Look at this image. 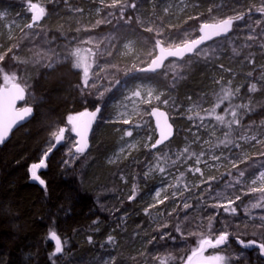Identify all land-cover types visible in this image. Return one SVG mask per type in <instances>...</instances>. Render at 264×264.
<instances>
[{"label":"trees","instance_id":"obj_1","mask_svg":"<svg viewBox=\"0 0 264 264\" xmlns=\"http://www.w3.org/2000/svg\"><path fill=\"white\" fill-rule=\"evenodd\" d=\"M169 1L134 0L137 8L126 9L125 17L131 16L132 19L125 23V20L119 19V8L108 6L112 2L110 0L105 1L98 17L90 19L87 14L97 4L96 0H31V3L38 2L46 9L40 25L35 29H27L24 25L9 36L5 33L4 19H13L15 12H19L20 15H27L30 23L29 0H0V12L3 14L0 19V54L13 47V52L5 56L0 67L5 72L17 73L18 82L25 86L27 99L19 107L31 106L35 111L33 118L0 147V264H53V261L55 264H101L112 257H115L116 264H158L153 257L189 255L198 246L199 239L189 233L205 230L209 216L215 217L212 221L213 235L220 230H227L231 235L226 245L209 248L208 254L232 257L231 264H264V257L259 255L258 249L254 246L245 249L237 243V237L245 242L262 239L259 229L245 227L248 218L244 215L245 209L259 199L260 193L245 195L239 190L240 186L225 187L232 179L227 173L235 174L227 159L233 150L231 145L225 148L223 145L216 147V144L218 139H223L227 129L214 119H205L212 121L217 129V135H210L205 124L197 127L200 120L195 116L196 111H201L198 106H213L222 87L239 88L240 92L235 94L232 103H248L252 110H240L242 124L235 129L234 135H255L264 139V48L260 46L264 39L247 40L250 26L255 27L257 19L262 21L261 27L264 28V17L256 11L264 0H182L183 14L175 22L169 21L170 12L165 13L162 6ZM220 5H223L222 8H219ZM249 7H252V13L235 22L234 30L227 39H218L202 47L214 48L213 54L192 55L182 61L171 59L157 74L138 72L133 67H145L153 58L148 53L153 49L154 34L143 31L142 25L161 26L168 40L179 43L197 37L200 23L214 22L238 12L247 13ZM109 20L111 23L107 22ZM256 31L259 32L260 28ZM33 32L40 35L32 36ZM89 38L102 41L89 79L90 84L96 82V88L82 87L83 73L73 68L70 56L75 47L93 48L95 51L93 45L81 43ZM131 40L136 44L133 56H121L122 45ZM16 45H19L18 50L14 47ZM50 48L54 50V55L47 52ZM109 52L111 55H108ZM37 53L52 55L53 66L46 67L47 60L33 63ZM14 54L28 63L14 61ZM249 59L254 63H249ZM177 64L183 67L174 69L173 65ZM100 67H104L105 71L99 72ZM174 71L177 73L175 77ZM249 72H252L251 77ZM142 78L158 85L164 92L163 97L154 104L145 105L146 113L139 114L129 124H151L154 127L151 109L159 106L170 112L176 135L156 152L149 147L127 160L109 164L107 157L116 145L114 132L117 126L127 125L107 123L113 112L111 104L135 80ZM117 79L120 80L118 85L115 84ZM253 82L257 83L258 91L250 93L248 88ZM107 87H111V91H105L100 97L98 90ZM163 100H168V103H162ZM223 106L227 107L228 101ZM96 107L101 108V113L91 137L92 145L80 155L74 150L76 136L70 131L72 125L68 123V117ZM220 111L217 109L218 113ZM201 115H204L202 111ZM189 116L193 119L189 120ZM59 128H65L66 135L63 142L55 144L52 133ZM154 136L157 138L156 132ZM205 140L207 146H204ZM238 142L242 151L236 150V153L247 157V162L239 167L247 170L245 179H248L264 169V156L260 155L264 152V143L257 144L251 140ZM54 144L45 161L46 166L38 169V175L45 180V189L31 179L29 169L32 164L39 163ZM185 147L197 154L207 152L209 155L203 159L208 161V165L215 164V167L205 163L198 165L203 177L187 171L196 164L195 157L185 160L181 156ZM212 153H223L221 161L210 160ZM165 154L168 158L165 166L167 176L175 179L174 185L179 180L181 188L187 183L192 191L184 192L177 198L169 197L157 207H146L143 198L155 188L156 179L145 175L144 170L153 157ZM178 156L180 160L173 164ZM159 176L157 173L154 177ZM209 177L215 179L201 184ZM196 184H201V187L195 188ZM134 186L139 188V194L129 200ZM217 192L241 196L234 205L238 208L236 215L208 206ZM186 198L192 207L184 210L182 202ZM251 212L257 217L264 214L262 209H252ZM165 224L168 227H163ZM177 224L185 235L175 231ZM226 225L231 227L226 228ZM50 230H55L66 242L64 252L56 257L50 256L55 247L48 239ZM161 232L170 235L161 240ZM109 236L114 238V243H108ZM153 237L156 239L153 240Z\"/></svg>","mask_w":264,"mask_h":264},{"label":"snow or ice","instance_id":"obj_2","mask_svg":"<svg viewBox=\"0 0 264 264\" xmlns=\"http://www.w3.org/2000/svg\"><path fill=\"white\" fill-rule=\"evenodd\" d=\"M111 8H119V19L125 20V23H129L132 19L131 16L125 17V11L128 8L136 9L137 4L136 2H130V3H123L122 0H112L111 4L108 5ZM29 11L31 12V22L27 23L24 27L27 29H35L40 25V21L44 18L46 15V9L41 7L40 5L36 3H31V0H29ZM165 13H167L168 9L165 8ZM211 12V9H209ZM253 11L252 7H249L247 9V13L245 12H238L235 15L227 16L224 18H220L218 20H215L214 22H202L199 25V35L197 37L191 38V39H184L180 41L179 43L173 42L171 40H168L164 36V30L161 26H143V31L148 33H153L155 42L153 45V49L151 52H149V56H153L150 63L146 67H136L133 65L136 71L138 72H151L156 73L158 69H161L165 67L164 61L168 59V57H174L177 61L184 60L185 56H191V55H211L215 52L214 48H201V45H204L206 41L213 40L214 38L224 37L228 38V33L232 31L233 24L236 21L243 20L245 18L246 14H251ZM256 11L260 13L262 17H264V3H262L258 8H256ZM109 15H114L113 13H109ZM196 17H190V19H194ZM108 23H111V21H107ZM137 22L140 23L139 19L137 18ZM97 23H100V21H97ZM262 21L257 19L255 21V27L250 26V32L247 35V40L254 41L258 39H264V28L261 27ZM260 28V31L257 32L256 29ZM23 32V29H21ZM25 36H28L29 33H24ZM32 36H39V32H33L31 33ZM109 42H111V38H109ZM83 44H91L94 46L95 51L93 48H85L81 49L79 47H75L72 52L70 53V56L72 57V66L73 68L79 69L83 73V80H82V87L83 88H96L97 84L95 81H93L91 84L89 83L90 79V69L92 68L93 63L95 62V57L97 56V53L100 50V43L102 41H95L92 38L86 39L81 41ZM262 48H264V43H261L260 45ZM19 49V45L14 46ZM126 49L131 50L132 48V42L126 43L124 45ZM246 47H251V45H246ZM235 52L236 50L233 49ZM13 52V47H9L7 51L3 54H0V63H2L5 59V56H7L8 53ZM48 53H51L54 55L53 49H48ZM155 53V55H153ZM52 55H40L39 53L36 54V58L33 59V63H40L41 60H47L49 61L47 64H45L46 67H52L53 63L55 61L52 59ZM102 55V53H101ZM108 55H111L109 52ZM12 59L14 61H17L19 63H28L27 60H21L18 56L15 54L13 55ZM249 63H254V60L249 59ZM110 68H115V65H108ZM183 65H173V68H182ZM223 68V65L220 66ZM105 71L104 67L99 68V72ZM229 71H231L229 69ZM97 73V75L99 74ZM166 74V73H162ZM177 73L174 71L173 75L175 77ZM127 75V73H125ZM248 75L251 77L252 72H249ZM0 79L3 81V85L0 86V144H3L8 135L11 133L13 127H15L18 123L25 120L28 116H30L33 112V108L30 106H25L21 108L16 107L17 101L23 100L25 97V86H22L18 82V76L17 73L12 72L8 73L5 72V70L0 67ZM264 79V77H262ZM217 83H220V81H217ZM229 84H231V80L228 81ZM115 84H120V80H116ZM105 91H111V87L104 88V90H98V95L100 97L104 96ZM258 91L257 83L253 82L250 84L248 88V92L255 93ZM240 89L236 88L235 90L231 89L230 87H222L221 92L217 94L216 101L210 108H202L201 111L204 113V115H201V111H196L195 116L200 120V125L197 127L204 125L205 119H214L218 125L222 126L223 128L227 129L223 133V139H218L216 147H219L220 145H223L225 148H228L229 145L232 146V155L229 156L228 162L231 165V169L235 170V174L232 172L227 173V175L231 176V181L225 185L226 188H236V186H240L241 191L244 192L245 195L249 193H260L259 199H257L255 202H252L250 204V208H246L244 215L248 218V223H245V227H253L256 229H259V234L261 236V241L257 240H249L245 242L243 239H240L237 237V243L241 245L243 248L247 249L250 247H255L259 250V255L261 257H264V214L260 216H254L252 215L251 210L252 209H262L264 210V171H260L258 174H253L250 179H245L246 176V169H240L239 165L241 163L247 162V157H241L236 153V150L242 151V145L238 141H255L257 144L264 143V139H258L255 135L252 136H245V135H234L235 129L239 128L242 124V113L241 109H244L246 111H251L250 104L248 103H239V104H233L232 101L235 99V94L239 93ZM162 94H157L153 96V92L149 90L145 95L142 94L140 88L138 87L136 90L132 91L131 96L127 97V99L133 100V103L136 102H142L145 104H149L152 102L153 99L156 101L161 100ZM225 101H228V106L224 107L222 112L218 113L217 109H220L221 106L225 103ZM164 104L168 103V100L161 101ZM100 112V107H96L95 111L93 112H83L80 113L78 116H69L68 117V123L72 125L70 131L74 132L79 139L74 144V150L75 153H78L80 155H83L85 150L88 147L87 142V133L88 130L91 127V123L95 120L97 114ZM151 115L154 117H157V128L160 131L159 139H157L154 143L147 145L152 149L157 148L160 144H163L167 139L170 138L172 135V125L167 122V118L165 116V113L160 112L159 109L153 108L151 111ZM81 117H88L87 121L81 120ZM160 117H165L164 124L161 126L160 124ZM228 117H231L230 119ZM189 120L193 119L192 116L188 117ZM123 124H129L131 123V120L129 118H123L121 121ZM235 126V127H234ZM251 128V126H249ZM65 128H59L57 131H54L52 133V136L55 140V144H59L62 140L65 139ZM127 136L131 137L133 135V132L131 130L126 131L125 133ZM215 132H213V135ZM151 139V138H149ZM55 144L49 147L48 151L44 154V158L40 160L39 163H34L31 165V168L29 169L31 173V179L33 181H37L41 186H44L46 189L45 180L38 175V169L43 168L46 166L45 161L47 159L48 153L52 151V148L55 147ZM123 152V149H121ZM183 153L186 154L184 156V159H192L195 157V164L196 167H189L187 171L192 172L193 174L199 173L201 177H203V171L198 166L201 163H205L208 165V161L204 160L203 158L205 156H208L209 154L207 152L201 151L199 154L195 152H191L188 147H185L183 150ZM261 156H264V152L260 153ZM223 156V153L215 154L212 153L209 158L212 161H221ZM181 157H177L176 160H173V164L177 162V160H180ZM159 160H166L167 156L161 155L158 157ZM114 162V161H110ZM65 163H68L65 161ZM209 167H215V164L208 165ZM155 170L159 173L163 174L165 173L166 169L165 167L161 166L159 163L155 165ZM147 175V173L145 174ZM215 179V177H209L208 180H202L201 184L209 183V181ZM201 184L194 185L195 188L199 189L201 187ZM169 187H172L174 191L172 192V197L177 198L179 196H183L184 192H191L192 188L189 187L187 183L183 185L181 188L180 181L178 180L175 185H169ZM156 200L155 202L150 205V207H157L159 204L165 203V201L168 199V196L165 195L161 198V192L157 191L155 193ZM200 198L202 199V193L200 194ZM135 199V191H133V194L129 196V200ZM241 199L240 195H235L234 197L225 192H217L215 196L213 197V202L209 204V207H213L216 209H223V211L229 215H236L238 213V208L234 205L237 201ZM192 207V204L188 202L187 198L182 202V208L184 210H187ZM146 209V214H147ZM219 214V213H217ZM169 215H172V213H169ZM187 217H185L186 219ZM215 219L214 216H209L208 220L209 223L205 230H197L196 232L189 233L190 235H196L199 237L198 239V246L193 248L191 250V253L187 255L186 257H175L172 254H167L163 257L161 256H155L153 257L154 260L158 262V264H175L176 261H179V264H231L232 257H228L223 254H216V255H209L205 256L204 253L207 249L213 248H221V246L226 245L228 243L229 237L231 233L227 230H220L218 234L213 235V224L212 221ZM259 221V223H256V221ZM163 227H168L167 224L163 225ZM227 227H231V225H226ZM237 228H239V225H236ZM175 231L177 233H180L182 236L185 235L180 227V224H177ZM256 234V233H254ZM170 233H164L161 232L159 239L163 240L167 236H169ZM174 238V237H173ZM48 239L54 242V251L50 254L51 257H56L59 254H62L64 252V243L61 237L57 234L55 230H50L48 234ZM156 237H153V240H155ZM89 242H91V238H89ZM152 241H149L151 243ZM108 243H114V238L112 236L108 237ZM143 255V253H141ZM237 260L239 259V256L235 257ZM133 259H136L133 257ZM53 264H55V261H53ZM106 264H116L115 257H112L109 261L106 262Z\"/></svg>","mask_w":264,"mask_h":264},{"label":"rangeland","instance_id":"obj_3","mask_svg":"<svg viewBox=\"0 0 264 264\" xmlns=\"http://www.w3.org/2000/svg\"><path fill=\"white\" fill-rule=\"evenodd\" d=\"M105 1L107 0H96L97 4H95L88 11L87 15H89V19L92 17L96 18L101 14L102 6L105 3ZM32 3H36L40 5L41 7H43L38 2H32ZM182 4H183L182 0H170L166 4L162 5L163 8H167L168 12H170L169 17H168L169 21L175 22L178 20V17L181 14H183ZM28 9H29V6H28ZM2 17H3V14L2 12H0V19H2ZM3 22L5 25V33L11 36L17 28L22 27L26 25L27 23H29V19L27 15H20L19 12H15V17L13 19L5 18ZM129 42H132L131 50L126 49L124 47V45ZM135 48H136V44L134 41L132 40L127 41L122 45V48L120 49V54L121 56H124V57L133 56ZM90 72H91V69H90ZM138 87L140 88L142 94L145 96L147 92L151 90L153 92V96L157 94H162L161 99L163 97V93H164L163 90L158 85L153 83L152 80L143 79V78L135 80L134 83L125 91L124 94H122L120 97H118L116 100L112 102L111 107L113 108V112L110 115V117L107 119V123L109 125L118 124V123L120 124L122 123L121 121L123 118H129L132 123L133 121L136 120L137 116L145 110V105H148V104H145L142 102L133 103V100L127 99V97L131 96L132 91L136 90ZM155 102L156 100L153 99L152 102L149 104H154ZM224 107L226 106H223L220 108L221 109L220 112H222ZM228 118L230 119L231 117H228ZM204 124H205L204 127L206 131H208L210 135H213V132H215L214 136L217 135L216 134L217 129L214 126V123L212 121L210 120L204 121ZM153 125H154V122H153ZM128 130H131L133 132V135L131 137L125 134L126 131ZM155 132H156L155 126L152 127L151 124L150 125L144 124L143 126L133 125V124H127L125 126H117V130L114 132V135L116 136V145L114 147V150L107 157V162L109 164H116V163H119L121 161L131 158L133 155L137 154L141 150L149 148V146L147 145L154 143L157 139L154 136ZM197 137L198 136H196V138ZM207 144L208 142L205 140L204 146H207ZM121 149H123V152L121 151ZM153 151L156 152L157 150H153ZM190 151H193V150H190ZM215 154H219V153H215ZM185 155L186 154L182 152L181 156H185ZM167 159L159 160L158 157H153V161L149 162L146 169L144 170L145 174L147 173V175H149L150 178L156 179L155 188L152 190L151 193L149 194L147 193L143 198V201L146 203V207H150V205H152L155 202L156 200L155 193L157 191L161 192V198L164 197L165 195H167L168 198L172 197V192L174 191V189L172 187H169V185H174L175 179L169 178L166 173L161 174L155 170V165L157 163H159L163 167L165 166L167 167ZM110 161H114V162H110ZM261 171H264V169ZM259 172H257L256 174H258ZM157 173H159L160 176L154 177ZM250 178L251 177H249L248 179ZM134 191H135V197H136L139 194V188L137 186H134ZM132 194H133V190L131 191V195ZM207 251L208 249L204 253L205 256L216 255V254H208ZM107 261H109L108 258H106L104 262H102L101 264H106Z\"/></svg>","mask_w":264,"mask_h":264},{"label":"water","instance_id":"obj_4","mask_svg":"<svg viewBox=\"0 0 264 264\" xmlns=\"http://www.w3.org/2000/svg\"><path fill=\"white\" fill-rule=\"evenodd\" d=\"M209 23H210V22H209ZM233 26H234V24H233ZM232 32H233V28H232V31H231L230 33H228V36H229ZM219 38H224V37H219ZM219 38H214L213 40L206 41V43H205L204 45H201V48H202L203 46H205L206 44H208V43H210V42H213L214 40L219 39ZM191 56H192V55H191ZM186 57H189V56H185V58H186ZM171 59H176V58H174V57H168V59H166V60L164 61V65H166V63H167L169 60H171ZM163 68H164V67H163ZM163 68L158 69L156 73H151V72H147V73H150V74H157V73H159ZM22 86H23V85H22ZM26 99H27V92H26V89H25V97H24L23 100L17 101V103H16V107H17V108H21V107H19V105L22 104V103H24V102L26 101ZM30 107H31V106H30ZM32 108H33V107H32ZM154 108H157V109H159L160 112L165 113V116H166V118H167V122H168L169 124L172 125V135L170 136V138L167 139L163 144H160L157 148L153 149V150H158L159 148H161L162 146H164L165 144H167L168 142H170V141H172V140L174 139V137H175V135H176V126H175L174 122L172 121V118H171L169 112H168L166 109H163V108H160V107H154ZM93 111H95V109H94V110H87V111H85V112H93ZM151 111H152V110H151ZM34 113H35V111H34V108H33V112H32V114H31L30 116H28L25 120H23V121H21L20 123H18L15 127H13L11 133L8 135V137L6 138V140L4 141V143H3V144H0V147L4 146L6 143H8V142L10 141V139L12 138L13 133H14L17 129H19L21 126H23V125H25L26 123H28V122L33 118ZM100 113H101V108H100V112L97 114L95 120L91 123V127H90V129L88 130V133H87L88 147H87V149L85 150V152L88 151V150L91 148V145H92L91 137H92V134H93V132H94L95 126H96V124H97V122H98V120H99ZM151 118L153 119L154 126H155V128H156L157 139H159L160 131H159V129L157 128V117H154V116L151 115ZM87 119H88V117H81V120L87 121ZM159 119H160V124H161V126H163V124H164V120H165V117H160ZM65 135H66V132H65ZM75 136H76V134H75ZM78 139H79V137L76 136V141H77ZM157 139H156V140H157ZM53 243H54V242H53Z\"/></svg>","mask_w":264,"mask_h":264},{"label":"bare ground","instance_id":"obj_5","mask_svg":"<svg viewBox=\"0 0 264 264\" xmlns=\"http://www.w3.org/2000/svg\"><path fill=\"white\" fill-rule=\"evenodd\" d=\"M222 6H223V5H220L219 8H222ZM234 27H235V22H234L233 30H234ZM145 67H146V66H145ZM154 107H159V106H153L152 109H153ZM160 108H162V107H160ZM152 109H151V110H152ZM163 109H165V108H163ZM166 110H167V109H166ZM167 111H168V110H167ZM168 112H169V111H168ZM145 113H146V110H144L142 113H140V115H144ZM169 114H170V112H169ZM170 116H171V114H170ZM98 122H99V120H98ZM98 122H97V124H98ZM97 124H96V126H97ZM96 126H95V128H96ZM94 130H95V129H94ZM93 133H94V132H93ZM63 141H64V140H62L61 142H63ZM61 142H60V143H61ZM60 143H59V144H60Z\"/></svg>","mask_w":264,"mask_h":264},{"label":"flooded vegetation","instance_id":"obj_6","mask_svg":"<svg viewBox=\"0 0 264 264\" xmlns=\"http://www.w3.org/2000/svg\"><path fill=\"white\" fill-rule=\"evenodd\" d=\"M219 39H222V38H219ZM218 39L214 40V41H217Z\"/></svg>","mask_w":264,"mask_h":264}]
</instances>
